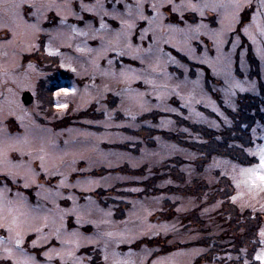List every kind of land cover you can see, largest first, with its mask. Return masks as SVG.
Instances as JSON below:
<instances>
[{
  "label": "rangeland",
  "instance_id": "obj_1",
  "mask_svg": "<svg viewBox=\"0 0 264 264\" xmlns=\"http://www.w3.org/2000/svg\"><path fill=\"white\" fill-rule=\"evenodd\" d=\"M20 2L0 0V264H247L249 241L238 253L237 240L251 214L262 220L256 257L264 253V190L241 172L260 163L264 121L242 132L234 122L244 116L239 97L264 87L261 0H241L235 19L229 0H25L12 9ZM197 124L220 144L240 139L220 154L239 146L254 162H204L191 149L207 152L215 139ZM177 157L181 173L152 186L156 167ZM223 176L247 220L239 237ZM199 187L208 188L201 199Z\"/></svg>",
  "mask_w": 264,
  "mask_h": 264
},
{
  "label": "trees",
  "instance_id": "obj_2",
  "mask_svg": "<svg viewBox=\"0 0 264 264\" xmlns=\"http://www.w3.org/2000/svg\"><path fill=\"white\" fill-rule=\"evenodd\" d=\"M41 50L44 51L43 50V47L41 48ZM56 61L57 60H55V62ZM59 71L61 72V70H59ZM260 89L262 90V93L260 95H248L247 94V95H241L239 97L238 102L241 104L240 105L241 108H239V113L240 114L244 113V116L242 115L241 116L242 118H240L239 115L236 116L235 114H233V115H235L234 122L237 121L239 123V124H237V126H238L237 127L238 132H239V130L242 132V127L243 126H246L248 129H250V127H252L257 121H262V122L264 121V87L261 86ZM219 102H220V105L223 107L222 101L219 100ZM251 110H253L252 111V115H251V113H249V111H251ZM149 115H151V114L145 115V117L143 119L151 118V116H149ZM153 117H156V116H153ZM246 117H248V118H246ZM154 119H157V118H154ZM191 128L194 131H196V132H201L207 140L208 139L209 140H214L215 139V141H216V142L215 141L214 142L212 141V143L209 144V146H208L209 148L207 149V152L205 151L204 153L202 152L203 150H200V149L199 150L198 149H193V148L191 149V150H194L195 152H197V154L198 153L200 155H202V154L204 155L205 154L206 156L204 157L205 158L204 159L205 160L204 162H208V161L210 162V160H211L210 158L212 157V155H215V154H217V155L219 154L220 156L227 157V158L228 157L229 158H237L236 161L238 163H240L241 165H243V166L248 165V164L254 162V160L251 159L248 155H245V154L242 155V153H245V148H242V147H239V146H238L237 151H242V152H236L235 151V152H232L230 154H226L225 152L220 154V152H221L220 149L228 147L231 143H233V144H235V143L239 144V141H238L239 138H231L230 137L231 140L228 139L229 140V145H227V142L226 143H223V144H220V140H218L219 139V135H217L215 137L216 134H214V130L213 129H209L208 127L206 128V126L201 125V124L191 125ZM229 130H232L233 131V129H229ZM160 132L161 131H156L154 133L156 135L163 134V136L166 137V138H168L167 136L169 134L171 136L170 137L171 140L172 139L173 140H176L175 143L181 145L184 148L186 147L188 149V148H190V146H192V144H189V143H186V142L184 143V141L182 139H178L177 137L175 138V135L172 132H167V134H165L164 132H161V133ZM213 143H214V147H212L213 146ZM216 145H218L219 147H217ZM125 149L130 150V147H125ZM222 151H224V150H222ZM239 153H241L240 154V157L238 156ZM230 155L231 156L233 155V157H230ZM234 155H237V157L234 156ZM183 163H184V160L181 159L180 157H177L174 161L173 160H167L162 166L156 167V171L158 170V171H163V172H155V175L153 177V180H150L151 182H153L152 186H155V185L163 182L164 179H168V178L174 179V178H176V176H177L176 173L177 172L178 173L180 172V170H181L180 167L182 166ZM127 167L128 166L125 165L124 168L121 167V168H123L121 170L125 171L126 169H128ZM121 170H119V171H121ZM146 170L147 169H143V171H142L141 174H145L146 173ZM131 171H133V170H131ZM96 174L97 173H95V175ZM182 180H183V178H182ZM221 181L225 183V186H227V187L229 186L227 188L228 191L224 195V198L226 199V203H225V208L226 209L225 210H226V212H229V213L232 214L233 218L230 219V222L233 223L234 226L236 227V230L235 231H231L229 228L228 229L231 232H233L232 235H235V237H239L240 236V233H241L240 231L244 227V225L241 226V223L244 224V222H246L247 220H244L245 217H242V215H240V213H239V210L235 206H233L234 204L232 205V203L230 202L231 196L233 195V193H232L233 192V186H232L231 181L229 180V178L227 176H223ZM187 187H188V189H190L189 188L190 187L189 184H187ZM199 189H201V188L199 187L198 190H195V188H194V192H193L194 194H192V195L193 196H198V198L201 199L204 190L206 191L208 188L206 187L201 192H199ZM210 197L212 199L209 200L208 202H212L215 199V197L213 198L212 195H210ZM224 214L226 216L228 215L227 213H224ZM224 214L222 215L221 219L223 218ZM244 214H245V212L243 213V215ZM256 216L253 217L252 214H251V217L249 218V220H252L251 222L248 223V225H249L248 226L249 232L247 233V235H248V238L249 239L247 238L248 240H246L245 238H246L247 235L244 234L241 237H239L240 238L239 240H237L238 253L242 249V246L241 245L244 244V240H245V242L246 241H249V242H247V244L250 245L249 246V251H248V253H249L248 254V256H249V263H247V264H259V260H257L256 254H257V251L259 249L258 247L260 245V243H258V241H259L258 228L261 226V221L262 220L260 219L261 216L259 214H257ZM241 218H242V222H240L241 221ZM196 220H198V217L197 216H196ZM225 220H227V219L225 218ZM227 232H229V231H226V233ZM252 242H253V244H252ZM237 244H236V246H237ZM214 246H217V245L215 244V245H213V247ZM218 250H215L214 252L210 253L212 258H215L216 252H219ZM204 257H206V256H204ZM196 264H199V261Z\"/></svg>",
  "mask_w": 264,
  "mask_h": 264
},
{
  "label": "snow or ice",
  "instance_id": "obj_3",
  "mask_svg": "<svg viewBox=\"0 0 264 264\" xmlns=\"http://www.w3.org/2000/svg\"><path fill=\"white\" fill-rule=\"evenodd\" d=\"M25 3V0H21L20 3H13L12 9H20L23 7ZM261 3L264 4V0H261ZM226 7H230L235 10V12L232 14V18H236V14L239 12V10L242 8L241 0H229V3L225 5ZM155 7V5H153ZM14 15H19V12H14ZM203 15V13H201ZM247 32L248 29H245ZM262 34H264V29H262ZM72 71L75 72L76 69L72 68ZM62 91L67 93L69 91L68 88H62ZM71 91H75L74 88L71 89ZM59 94V93H57ZM63 107H67V105H63ZM259 160L260 163L257 167H249V168H243L241 170L242 174L249 177L251 180V183L254 187H257L261 190H264V147L259 149ZM255 155V153H253ZM0 227H5V225L0 224ZM9 231H11V228L9 227ZM261 236H264V232H261ZM17 244L22 243L21 240L16 241ZM257 259L264 260V253H262L260 256L257 257Z\"/></svg>",
  "mask_w": 264,
  "mask_h": 264
},
{
  "label": "water",
  "instance_id": "obj_4",
  "mask_svg": "<svg viewBox=\"0 0 264 264\" xmlns=\"http://www.w3.org/2000/svg\"><path fill=\"white\" fill-rule=\"evenodd\" d=\"M22 100L26 106H31L34 104V96L30 91H25L22 96Z\"/></svg>",
  "mask_w": 264,
  "mask_h": 264
}]
</instances>
